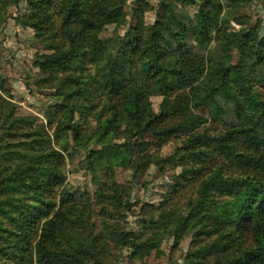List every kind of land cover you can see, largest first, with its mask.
Segmentation results:
<instances>
[{"label":"rangeland","instance_id":"rangeland-1","mask_svg":"<svg viewBox=\"0 0 264 264\" xmlns=\"http://www.w3.org/2000/svg\"><path fill=\"white\" fill-rule=\"evenodd\" d=\"M207 1L205 55L225 53L264 102V0H0V264H264L261 206L238 213L213 182L264 184L253 107L244 117L222 102L216 115L181 108L176 89L177 107L151 90L139 126L95 59L129 29L171 17L164 4L193 20ZM137 56L140 68L147 55ZM165 110L170 118L149 124Z\"/></svg>","mask_w":264,"mask_h":264},{"label":"trees","instance_id":"trees-1","mask_svg":"<svg viewBox=\"0 0 264 264\" xmlns=\"http://www.w3.org/2000/svg\"><path fill=\"white\" fill-rule=\"evenodd\" d=\"M209 6L210 2L207 1L197 18L192 20L186 15H180V17L175 11L176 8L171 4H164V13L170 12L171 17L159 14V19L148 29L145 30L142 26L134 27L129 29L124 36L112 39L110 44L104 47L107 50L97 52V56L95 55V59L100 56L104 61L102 71L100 70L102 86L113 92L121 100V105L127 107V110L133 109L132 115L137 119L139 126L142 125V113L145 108L143 103L151 90L162 92L160 94L165 97V105L173 106L175 103L170 99L169 94L171 90L176 89V91L181 92L178 97L181 108L186 107L191 102L211 108L216 115L225 112L223 103L224 105L233 103L235 110L244 117H248L247 105H245L248 102V106L253 107L255 111L252 124L248 128L249 137L253 145L264 153V102H256L252 95V86L248 83L249 75L233 69L229 65L225 53L219 54L216 59L213 56L205 55L212 38L211 24H215L210 12L211 8L208 9ZM100 15L105 19L114 17L113 11L106 10L103 5L100 7ZM205 19H208L209 22L207 23ZM95 24L98 27V23L95 22ZM225 36L230 37L229 34ZM191 39L196 42V45L195 42H191ZM236 42L241 47L243 46L239 40L236 39ZM196 49H201L202 52ZM144 54L147 55L144 65L137 68V60L140 59L137 55ZM157 74L162 75L161 79H154ZM172 77L175 80L168 81ZM261 80L264 85V71L261 73ZM161 81H163L162 84H160ZM231 81L235 83L234 90L231 87ZM70 98L69 95L66 100ZM173 107H177V105ZM67 108L69 109V105ZM72 110L69 109V112L71 113ZM74 116L73 114V123H71L69 130L75 129L78 125L74 123ZM171 116L172 112L168 110L158 115L151 113L148 115L149 124L161 123ZM184 128L188 130L187 126ZM143 129L145 128L143 127ZM99 154L104 155L101 151ZM261 170L264 173V161L261 163ZM213 182H215V189H222L224 192L232 193L235 196L232 204L238 213L244 212L245 206L251 203L254 204L253 208L259 204L261 212L264 211L263 183L249 185L247 182L245 189L238 188L235 190L229 184L228 186L225 183L220 185V180L214 179ZM243 185L245 184H241V187ZM251 200L257 201L251 202ZM253 208L251 207V210ZM4 213L5 211H3ZM60 215H62L61 212ZM46 224L54 225V221H47ZM49 229V227L45 228L44 231ZM45 236L47 239L51 237V234H45ZM46 248V244L39 245V254L47 256L44 253ZM255 256H264V251L257 252ZM79 264L89 263L86 260L79 261Z\"/></svg>","mask_w":264,"mask_h":264}]
</instances>
